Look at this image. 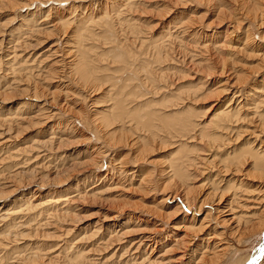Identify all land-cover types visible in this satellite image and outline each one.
Instances as JSON below:
<instances>
[{
  "label": "rangeland",
  "instance_id": "374dc122",
  "mask_svg": "<svg viewBox=\"0 0 264 264\" xmlns=\"http://www.w3.org/2000/svg\"><path fill=\"white\" fill-rule=\"evenodd\" d=\"M33 1L0 0V217L25 201L36 205L67 198L68 202L50 203L40 211L34 210L36 213L17 214L26 219V225L12 230L9 236L8 225L0 222V264H215L219 260L212 255L227 243L232 252L238 250L231 263L263 262L264 165L252 168L247 156L237 164H229L217 155L219 160L210 158L211 162L200 165L203 173L197 167H188L192 176L187 183L170 172V158L179 156L177 144L165 142L167 139L161 143L159 138L145 144L137 138L139 132L129 131V127L121 129L115 123L106 127L103 115L110 111L114 97L133 102L152 100V110L160 108L183 117L198 113L202 116L196 119L199 121L213 114L211 106L216 109L232 97L240 101L228 104L230 108L252 98H264V0H63L66 4L62 6L55 1L47 20L43 17L38 21L42 24H33L41 28L40 33H30L34 27L23 25L25 16L36 11V4L30 11L22 9ZM47 6L43 5L40 12ZM71 6L76 23L80 20L85 28L80 33L87 48L96 47L89 54L93 67L99 68L96 76L104 78L98 84H94L95 80L84 84L69 63L77 52L73 42L79 33L74 34L75 23L61 26L56 18L61 13L67 15ZM104 12L108 14V27L98 20ZM123 18L125 23L121 22ZM132 22L137 28L133 31L129 24ZM108 29L114 32V36L107 37L109 43L103 37ZM13 37L17 38L16 44L10 42ZM139 40L145 45L141 46ZM116 41L132 55L142 58L146 54L149 62L160 54V61L149 64L152 72H147L157 82H144L146 72L138 65L135 82L130 79L124 85L118 84L125 71L120 72V64L113 61L119 54L114 49ZM153 44H160L162 49L157 50ZM14 51L21 61L11 67L10 53ZM194 86L198 90L192 92ZM129 100L128 106H135ZM263 104L264 100L259 106L262 113ZM252 106L241 110L250 117L242 122L245 135L236 144L244 139L242 143L253 142L255 149L264 152V127L257 125ZM173 108L178 113L169 112ZM97 147L108 152L107 159L102 160L100 152L93 151ZM217 172L223 176L219 180L233 179V185L237 182L243 186L238 192L232 191L237 196L233 198L235 202L231 191L224 192L218 201V192H212L209 180H203L207 173L213 176L211 180H217ZM225 181L219 187H224ZM187 196L201 203L204 211L210 210L216 218L214 222L202 223L205 212H201L193 222L202 226L196 232L186 230L194 212L186 207ZM228 202L229 208L225 209ZM239 214L244 215V220L250 216V221H237ZM31 251L37 257L27 259Z\"/></svg>",
  "mask_w": 264,
  "mask_h": 264
},
{
  "label": "bare ground",
  "instance_id": "6f19581e",
  "mask_svg": "<svg viewBox=\"0 0 264 264\" xmlns=\"http://www.w3.org/2000/svg\"><path fill=\"white\" fill-rule=\"evenodd\" d=\"M56 1V2H55ZM122 1V0H121ZM53 2H55L56 4H58L59 6H62L63 4H66L65 3V1H63V0H46L45 2L44 1H39V0H35V1H33V2H29V4H27V2H26V6L25 7H23V11L22 12H26L27 10H32V8H31V5L33 6L34 4H36L35 6H36V9H33V10H36L35 12H31L30 14L29 13H27V14H29V15H26L25 16V18H26V21L24 22V27H31V26H33V24L34 23H36V25H39V24H42V23H39L38 21L41 19V18H43V17H45V18H43L44 20H47V18L49 17V15H50V12L53 10V9H55V7L52 5V4H55V3H53ZM25 3V2H24ZM115 3V2H114ZM48 5L47 7H46V11H44L43 13L42 12H40L41 11V9H43V5ZM127 5H129V4H127ZM34 6V7H35ZM22 7V6H21ZM85 7V6H84ZM133 8V7H132ZM21 9V8H20ZM79 9V8H78ZM106 9V8H105ZM121 9V8H120ZM92 10V9H91ZM136 10V9H135ZM20 12V11H19ZM38 12H40V14H36V13H38ZM67 12V11H66ZM83 12V11H82ZM55 14V13H54ZM67 14V13H66ZM73 14H75V11H73V8H72V6L70 7V9H68V14L67 15H62V13H61V15H60V17L59 18H56V20H57V22H58V24L59 25H61V26H70L71 24L73 25L74 23V25H75V30H74V34L76 35L77 33H79V34H77L76 36H77V40H76V42H73V45H74V50L75 51H77L76 53H74V55L73 56H71V59H70V61H69V63L73 66H75V68L73 69L75 72H76V74L78 73V74H80V79L83 81V83L84 84H87V83H90V82H92V81H94L95 80V82H94V84L95 83H97L98 84V82L99 81H101L102 79H104V78H100L99 76H96V73H97V70L99 69V68H96V67H93V65H92V58H91V55L89 54L91 51L93 52L94 51V49L96 48V47H94V46H90V48H87V46H86V44L84 43V38L82 39V37L84 36L83 35V33H80V32H82V30H84L85 28H82V25H81V22H80V20H79V22L78 23H76V20H78V19H76V18H73ZM106 12H104L103 13V16H101V17H99L98 18V20H99V22H101L100 20H102V21H104V23H106L107 24V27L109 26V24H110V22H109V20L107 19L108 17V14H107V16H106ZM80 15V14H79ZM20 16V15H19ZM72 16V17H71ZM91 15L89 14V16L88 17H90ZM121 16V15H120ZM92 17V16H91ZM127 18V17H126ZM126 18H123V20H121V22L122 21H124L123 23H125V19ZM89 19V18H88ZM91 20L92 19H94L93 17L92 18H90ZM89 19V20H90ZM19 20V19H18ZM43 20V21H44ZM83 20V19H82ZM87 20V19H86ZM128 20V19H127ZM85 21V20H84ZM93 21V20H92ZM120 21V20H119ZM129 21V20H128ZM96 22H98L97 20H96ZM95 22V23H96ZM134 22V21H133ZM133 22L132 23H129V24H131V30L133 31V30H136L137 28L135 27V25L133 26L132 24H133ZM80 23V24H79ZM85 23H87V21H85L84 22V24ZM94 23V22H93ZM103 23V24H104ZM113 23V22H112ZM88 24V23H87ZM92 24V23H91ZM103 24L101 23V28L103 27V29H104V26H103ZM122 24V23H121ZM95 25V24H94ZM98 25V24H97ZM113 25V24H112ZM127 25H128V23H127ZM53 26V25H52ZM86 26V25H85ZM96 26V25H95ZM2 27V26H1ZM34 28L32 29V27H31V31H30V33H36V32H39L40 33V30H41V28H38V27H36L35 28V26H33ZM51 27V26H50ZM49 27V28H50ZM106 27V26H105ZM106 27V28H107ZM57 28V27H56ZM105 28V29H106ZM123 28V27H122ZM130 28V27H129ZM150 28V27H149ZM19 29V28H18ZM72 29V28H71ZM87 29V28H86ZM95 29H97V28H95ZM20 30H22V28L20 29ZM23 30H24V28H23ZM22 30V31H23ZM26 30V29H25ZM57 30V29H56ZM90 30V29H89ZM88 30V31H89ZM97 30H99V29H97ZM109 30V29H108ZM106 31V34L103 36L104 37V39H106L107 40V42H108V40H109V38H107V37H112V36H114V32H111V30H109V31ZM28 31V30H27ZM42 31H43V28H42ZM48 31H51V30H48ZM86 31V30H85ZM93 31V30H92ZM104 31V32H105ZM46 32V31H45ZM87 32V31H86ZM90 32V31H89ZM101 32V31H100ZM136 32H138V31H136ZM25 33V32H24ZM47 33V32H46ZM92 33V32H91ZM97 33H98V31H97ZM11 35L13 34V32L12 33H10ZM99 34V33H98ZM29 35H31V36H33L34 34H29ZM47 35V34H46ZM89 35V34H88ZM36 36V35H35ZM93 36V35H92ZM101 36V35H100ZM161 36V35H160ZM74 37V36H73ZM87 37V36H86ZM95 37V36H94ZM103 37H100L101 39L103 38ZM18 39H19V36L17 37ZM17 38L16 37H13V39H12V41H10L11 43H15L16 44V41H17ZM92 38V37H91ZM97 38H99V36L97 37ZM38 40V39H37ZM88 40V39H87ZM114 40V39H113ZM201 40V39H200ZM90 41V40H89ZM88 41V42H89ZM245 41V40H244ZM9 42V41H8ZM72 42V41H71ZM92 42V41H91ZM109 42H110V40H109ZM108 42V43H109ZM114 42V41H113ZM139 42H140V44H141V46H143V45H145V42L143 41V40H139ZM151 42V41H150ZM104 43V42H103ZM112 43V42H111ZM119 42H115V44H116V46H115V44H114V49L116 48L117 49V52L119 53L118 55H116V57H115V60H113V61H115V62H117V63H119L120 64V66H119V69H120V72L121 71H125L124 72V74H122V76L120 77V80L118 81L119 83L118 84H123L124 82H126V80L127 81H129L130 79L131 80H133L134 79V82H135V76L137 77V71H140V70H144V72H146V80H144V82H149V83H151V84H153V83H155V82H157V79L156 78H154L155 76H153L152 74L150 75V74H148V73H151L152 71H150L151 69H150V67H149V64H151L152 62H155V61H160V54H159V56L156 58V59H154V61H152V62H149L147 59H146V54H145V58L144 57H142V58H140V56H135V55H132V54H130L129 53V51H127L126 50V48H123V47H121V44H120V46L119 45H117ZM247 43V42H246ZM85 44V45H84ZM107 44V43H106ZM91 45H92V43H91ZM110 45V44H109ZM113 45V44H112ZM122 45H123V43H122ZM154 45V44H153ZM245 45V44H244ZM126 46V45H125ZM152 46V45H151ZM225 46V45H224ZM249 46V45H248ZM27 47V46H26ZM93 47H94V49H93ZM153 47H155L157 50H160V49H162V46H160V44L159 45H154ZM108 48V47H107ZM138 48H140V46L138 47ZM13 49V48H12ZM120 49V50H119ZM97 50V49H96ZM142 50H144L143 49V47H142ZM147 50V49H146ZM104 52V51H103ZM108 52H110V51H108ZM156 52V51H155ZM141 53V52H140ZM148 53V52H147ZM70 54V53H69ZM76 54V55H75ZM92 54V53H91ZM106 54V53H105ZM130 54V55H129ZM9 55V54H8ZM10 55H11V57H10V59H11V67H13L14 66V64L15 63H18V62H20L21 60L19 59L20 58V55H18L17 54V52H12V53H10ZM109 55V54H108ZM137 55V54H136ZM142 55V54H141ZM153 55V54H152ZM153 56H155V55H153ZM93 57V56H92ZM108 57H110V56H108ZM162 57V56H161ZM113 58V57H112ZM140 58V59H139ZM150 58V57H149ZM9 59V58H8ZM45 59V58H44ZM151 59V58H150ZM149 59V60H150ZM162 59V58H161ZM7 60V59H6ZM20 60V61H19ZM112 60V59H111ZM34 61V60H33ZM32 61V62H33ZM112 61V62H113ZM23 62V61H22ZM39 62V61H38ZM115 62H113V63H115ZM9 63V62H8ZM7 63V64H8ZM57 63H59V62H57ZM94 63V62H93ZM116 63V64H117ZM157 63V62H156ZM17 65V64H16ZM20 65H22L21 63H20ZM25 65V64H24ZM33 65V64H32ZM140 67H139V66ZM18 66V65H17ZM36 66V65H35ZM39 66V65H38ZM139 67V68H141L140 70H138V69H136V67ZM161 66V65H160ZM154 67V66H153ZM71 68V67H70ZM73 68V67H72ZM17 70L18 69H20L19 68V66L16 68ZM25 70V69H24ZM28 70V69H27ZM130 71V72H127V71ZM148 72V73H147ZM161 72V71H160ZM162 72H163V70H162ZM162 72H161V74H162ZM29 73V72H28ZM105 73V72H104ZM115 73H117L116 71H115ZM137 74V75H136ZM31 74H29L28 75V77L30 76ZM97 75H98V73H97ZM142 76L144 75V73H143V71H142V74H141ZM107 76V75H106ZM123 76H124V79H123ZM141 76V77H142ZM109 77V76H108ZM126 77V78H125ZM158 77V76H157ZM159 77H161L160 79H162L163 78V76H159ZM139 78V77H138ZM30 79V78H29ZM110 79V78H109ZM140 79H142L143 80V78H140ZM140 79H138V81L140 80ZM159 79V80H160ZM137 80V79H136ZM132 82V81H131ZM143 81H140V83L139 84H143L144 83ZM113 83V82H112ZM125 84V83H124ZM123 84V85H124ZM130 84V83H129ZM129 84H128V86H129ZM226 84V83H225ZM114 85V84H113ZM96 86V85H95ZM119 86V85H118ZM126 86H127V84H126ZM127 86V87H128ZM131 86H134V85H132V83H131ZM140 86V85H139ZM152 86V85H151ZM151 86H150V88H151ZM120 87H122L121 85H120ZM119 87V88H120ZM154 87V86H153ZM192 86H190V88H191ZM195 88H194V90H192V89H190V90H192V92L194 91L195 92V89H196V86H194ZM132 88V87H131ZM162 88V87H161ZM263 88V87H262ZM114 89H115V87H114ZM122 89V88H121ZM146 89H147V86H146ZM177 89V88H176ZM208 89V88H207ZM225 89V88H224ZM132 90V89H131ZM136 90H137V88H136ZM136 90L134 91V93H136ZM138 90H140V89H138ZM187 90H189V89H187ZM198 89H196V91H197ZM123 91V90H122ZM141 91V90H140ZM143 91H144V89H143ZM150 91V90H149ZM182 91V90H181ZM126 92V91H125ZM131 92V91H130ZM144 92H146V91H144ZM180 92V91H179ZM188 92V91H187ZM192 92H190V93H192ZM116 93H118L117 91H116ZM115 93V94H116ZM150 93H152V92H150ZM183 93V92H182ZM181 93V94H182ZM189 93V92H188ZM199 93V92H198ZM121 94V93H120ZM187 94V93H186ZM235 94V93H234ZM234 94L232 95V96H234ZM118 95V94H117ZM139 95H143V97H144V94H139ZM159 95V94H158ZM168 95V94H167ZM194 95V94H193ZM128 96H129V94H128ZM136 96V95H135ZM141 96H139L140 98H141ZM147 96V95H146ZM161 96V95H160ZM195 96V95H194ZM38 97V96H37ZM112 97V96H111ZM114 97V96H113ZM134 97V96H133ZM133 97H132V99H133ZM169 98H170V96H168ZM171 97H174V96H171ZM138 98V97H137ZM162 98V97H161ZM130 98H122V97H118V98H115L114 97V99H112V104H111V106H110V111L109 112H106L104 115H103V118H104V122H105V124H106V127H108V126H110L111 124H117V127H119V128H121V129H124V128H126V127H129V131H132V132H134V131H137V132H139V134L137 135V138L139 139V140H141L143 143H145V144H147L148 142H149V139H155V138H159V140H161V143L163 142V143H165V142H168V143H170V144H172V145H175V144H177V151H176V154H178L179 156L175 159V158H173L172 159V157L170 158V160H169V162H170V172L176 177H179V178H182V179H186L187 180V183H188V180H191V179H189L191 176H192V171L190 172V169H187L188 167H193V170L195 169V167H197L196 169H198V171H200V168H202V166H200V165H203V163H204V161H206V163H207V161L208 162H211V161H209L210 160V158H212L211 160H213L214 161V159H217L219 156L220 157H223V158H221L220 160L221 161H225V162H228L229 164H237L239 161H240V159H242V157L244 156V157H248V159H250V162H251V164H252V168L253 167H255V168H257V167H261V165L263 166L264 165V152L262 153V152H259L257 149H255V147H253L252 146V144H253V142H250V141H246L245 143H242V141L244 140H242V141H240V142H238L237 144H236V142L242 137V135L244 136L245 134H243V131L242 130H244L243 128V123L246 121V119H248L250 116H249V114H241V110L243 109V108H247V107H249V105H253L252 107H254V110H253V112H251V114H252V116L254 115V116H256V117H258V124L257 125H259V123L260 124H262V128L264 127L263 126V124H264V113H262L261 111L259 112V106H260V104L262 105V103H263V100H264V98H255V99H253L252 98V100L250 99V102L248 101V103H246V104H241L240 102L237 104V105H235L234 107H232V108H230L229 106L230 105H228V104H231V102H233V104L234 103H236V102H238V101H240V98H238V99H236V100H234L235 98H230L229 100H228V102H226L223 106H220V107H218V108H212V106L210 107V109L209 110H212L213 112V114L211 115V116H207V118L205 119V121H199V120H196V119H199V118H202V116H201V114L199 115L198 113H197V115L195 114V115H191V114H189V115H191V117L190 116H188V115H186V116H188V117H183V115L180 113V114H177V115H175V114H172V113H170V114H168L165 110H164V112H163V110L162 109H155V108H153V110L151 109V105H152V100H147V101H143V102H133V101H130L129 100ZM136 99V98H135ZM134 99V100H135ZM139 99V98H138ZM247 99V98H246ZM245 98H244V100H246ZM260 99H262V100H260ZM128 100H129V102L130 103H134L135 104V106H128ZM137 100V99H136ZM165 99H161V101H164ZM249 100V99H248ZM247 101V100H246ZM47 102V101H46ZM129 103V104H130ZM163 103V102H162ZM180 103H181V101H180ZM46 104H48V103H46ZM155 104V103H154ZM222 104V103H221ZM104 105V104H103ZM156 105V104H155ZM164 105V104H163ZM176 105L178 106V104L176 103ZM176 105H171V108L172 107H175ZM180 105V104H179ZM264 105V104H263ZM39 106V105H38ZM160 106H161V103H160ZM165 106H168L169 107V105H166L165 104ZM168 107H165V109L166 108H168ZM181 107V106H180ZM184 107V106H183ZM47 108V107H46ZM45 108V109H46ZM177 108H179V107H176V109ZM190 108V107H189ZM39 109H41V108H39ZM155 109V110H154ZM174 109V108H173ZM176 109H174V110H171V111H169V112H174V113H178L177 111H176ZM184 109V108H183ZM188 109V108H187ZM191 109V108H190ZM193 109V108H192ZM248 109H250V108H248ZM43 109H41V110H39L40 112L42 111ZM178 110V109H177ZM189 110V109H188ZM195 110V109H194ZM197 110V109H196ZM38 111V112H39ZM106 111V110H105ZM179 111V110H178ZM186 111V110H185ZM190 111V110H189ZM204 111H205V109H204ZM44 112H45V110H44ZM58 113H60V112H58ZM104 113V112H103ZM194 113V112H193ZM41 114H42V112H41ZM204 115H205V113H203ZM202 114V115H203ZM38 115H40V114H38ZM59 115V114H58ZM61 115V114H60ZM102 115V114H101ZM182 115V116H181ZM45 116V115H44ZM47 116H49V115H47ZM53 116V115H52ZM179 116H181V117H179ZM205 117V116H204ZM49 118V117H48ZM68 118V117H67ZM79 118H80V116H79ZM251 118H253V117H251ZM255 119V118H254ZM75 121V120H74ZM101 121V120H100ZM244 121V122H243ZM71 122V121H70ZM103 122V121H102ZM243 122V123H242ZM72 124V123H71ZM83 124V123H82ZM84 124H86V123H84ZM253 124H256V123H252V125ZM91 125V124H90ZM69 126V125H68ZM67 126V127H68ZM83 126H85V125H83ZM87 127H89V124H88V126ZM246 128H247V126H246ZM255 128H256V126H255ZM64 129V128H63ZM257 129H258V127H257ZM86 131H87V129H86ZM89 132H91L90 130H88ZM75 132V131H74ZM248 132V131H247ZM257 132V131H256ZM259 132V131H258ZM69 133V132H68ZM253 133H255V132H253ZM263 134L262 132H259V134ZM72 134H73V132H72ZM135 134V133H134ZM249 134V133H248ZM256 134V133H255ZM258 136V135H257ZM253 137H254V135H253ZM174 138H176L175 140V142H172L173 140H171V139H174ZM88 139V138H87ZM163 139H167L166 141L165 140H163ZM253 139V138H252ZM29 140V139H28ZM32 140V139H31ZM247 140V139H246ZM248 140H250V139H248ZM165 141V142H164ZM256 141V140H255ZM263 142V141H262ZM202 143V144H201ZM98 144H100L99 142H98ZM112 147V146H111ZM103 148H101V147H97L96 149H94L93 151L94 152H100L99 153V155H101L102 156V160L104 159H107V157L109 156L108 155V152L107 151H101ZM196 150V151H195ZM199 152V153H198ZM201 152V153H200ZM198 153V154H197ZM206 153H208V154H210L209 155V157H207L206 156ZM98 154V153H97ZM184 154V155H183ZM204 154V155H203ZM89 155V154H88ZM191 155V156H190ZM200 155H202V156H200ZM217 155H219L218 157H216ZM91 156H93V154H91ZM91 156L89 157V158H91ZM100 156V157H101ZM196 156H198V157H196ZM216 157V158H215ZM246 157V158H247ZM134 158V157H133ZM245 159V158H244ZM50 160V159H49ZM217 160H219V159H217ZM216 160V161H217ZM93 161H94V159H93ZM178 161V162H177ZM221 161H218V162H221ZM244 161V160H243ZM245 162V161H244ZM94 163V162H93ZM99 163V162H98ZM185 163V164H184ZM8 164V163H7ZM218 164H220V163H218ZM102 165H103V163H102ZM101 165V166H102ZM209 165V164H208ZM213 165V164H212ZM226 165H227V163H226ZM220 166V165H219ZM239 166H240V164H239ZM225 167V168H224ZM224 167H222V170H223V168L224 169H226V167L227 166H224ZM238 167V166H237ZM96 169H99L100 167L99 166H97V164H96V167H95ZM215 168V167H214ZM239 168V167H238ZM234 169H235V167H234ZM221 170V171H222ZM263 170V169H262ZM261 170V171H262ZM232 171H233V169H232ZM258 171V170H257ZM193 172H195L196 173V171H193ZM204 171H200L199 173H203ZM216 172V171H215ZM226 172H227V170H226ZM230 172V171H229ZM228 172V173H229ZM107 173V172H106ZM191 173V174H190ZM223 173V172H222ZM262 173V172H261ZM205 174V173H204ZM219 174H220V172H217L216 173V175L214 176V178H216L217 177V180H211L212 179V175L211 174H209V173H207V177L206 178H203V180L204 179H207V180H209V186H210V188L209 189H211V191L212 192H218V194L220 195L219 196V200L218 201H220L221 199H222V197H223V195L225 194L224 192H228V191H237V190H239L240 188L242 189L243 188V186L240 184V183H235V185H233L234 184V180L233 179H229V180H227V181H225L224 179H221V180H219L218 178H221V177H223V176H219ZM134 175V174H133ZM223 175V174H222ZM224 175H225V172H224ZM234 175V174H233ZM262 175V174H261ZM200 176H202V175H200ZM100 177H101V175H100ZM198 177V176H197ZM105 178H106V176H105ZM199 178V177H198ZM230 178V177H229ZM206 180V181H207ZM237 180V179H236ZM201 182H202V179L200 180ZM218 181V182H217ZM222 181H225L224 183H225V186L224 187H219V185L218 184H220V182H222ZM186 182V181H185ZM186 183V184H187ZM222 184V183H221ZM203 185V184H202ZM184 186V185H183ZM110 188V187H109ZM250 188V187H249ZM185 189V188H184ZM257 189V188H256ZM187 195H188V193H189V186L187 187ZM185 191V192H186ZM191 191V190H190ZM242 191V190H241ZM107 192V191H106ZM238 192V191H237ZM240 192V191H239ZM258 192H261L260 190L258 191ZM232 194H233V197H231V199H232V202H235V201H233V198L236 196V193L234 194V192H232ZM254 194V193H253ZM257 194V193H256ZM215 195V194H214ZM263 195V194H262ZM189 196V195H188ZM185 197L186 199H185V204H186V207H187V209H189V210H191V212L192 211H194L193 212V214H192V217H191V219H190V222L189 223H187L188 224V226L186 227V230H188V231H192V232H196V229H198L200 226H202L201 224L200 225H197V223L195 224L194 222H195V220H196V216L197 215H199L201 212L202 213H204L205 212V214H204V216H203V218H202V223H203V221H207V222H210V221H213V220H215L216 218L213 216V214H212V212L210 211V210H206V211H204V208H203V205L200 203V205H198V202L196 203V200L195 199H192L191 197ZM237 197V196H236ZM239 197H240V195H239ZM50 198V197H49ZM57 198V197H56ZM218 198V197H217ZM260 198V197H259ZM67 198H64V199H62V198H57V199H54V200H48V201H44V202H42V203H38V204H36L35 205V203L33 204V203H31L30 201V203H28V202H26L25 201V203L22 205V206H18L17 208H15V209H13V210H11V211H7V213H3L2 214V216L0 217V222H2V225L4 226L5 224H7L8 225V229H7V231H9V234H7L8 236L9 235H11L12 234V230H17L18 228H22L24 225H26V222H25V220H23V216H21V217H19V215L17 216V214H22L24 211L25 212H27V211H29L28 213H30L31 211H34V210H36L37 211V209L40 211V209L42 210V208L44 209V207H47L50 203H55V204H59V202H64V203H66V202H68V199L66 200ZM236 199H238V198H235V200ZM264 199V198H263ZM200 200V199H199ZM244 200V199H243ZM21 201H22V199H21ZM166 201V200H165ZM242 201V200H241ZM253 201V200H252ZM257 201H258V199H257ZM20 202V201H19ZM231 202V201H230ZM251 202V201H250ZM256 202V201H255ZM262 202H263V200H262ZM219 203V202H218ZM237 203V202H236ZM256 203H259V202H256ZM260 204V203H259ZM229 202L227 203V205L226 206H224L225 207V209H226V207L227 208H229ZM236 205V204H235ZM238 205V204H237ZM52 206V205H51ZM58 206V205H57ZM253 206V205H252ZM255 206V205H254ZM258 206V205H257ZM263 206V205H262ZM54 209L56 208V207H54V206H52ZM60 207V206H59ZM221 207V206H220ZM235 207V206H234ZM245 207H247V206H245ZM251 207V206H250ZM261 207V206H260ZM260 207H257V208H259L260 209ZM49 208V207H48ZM237 208V207H236ZM239 208V207H238ZM237 208V209H238ZM241 208H243L242 207V205H241ZM263 208V207H262ZM53 209V210H54ZM58 209V208H57ZM61 209V208H60ZM180 209V208H179ZM219 208H215V209H213V210H218ZM249 209V208H248ZM61 210H63V209H61ZM68 210V209H67ZM66 210V211H67ZM229 211H230V209H228ZM235 210V209H234ZM261 210V209H260ZM50 211V210H49ZM55 211V210H54ZM176 212H177V210H175ZM179 211V210H178ZM224 211V210H223ZM233 211V210H232ZM242 211V210H241ZM263 211V210H262ZM22 212V213H21ZM35 212V211H34ZM43 213H44V210L42 211ZM61 212V211H60ZM215 212V211H214ZM247 212V211H246ZM256 212V211H255ZM27 213V214H28ZM32 213V212H31ZM36 213V212H35ZM39 213V212H38ZM47 213V212H46ZM220 213V212H219ZM251 213V212H250ZM34 214V213H33ZM33 214H32V216H33ZM215 214H216V212H215ZM253 214H254V212H253ZM260 214V213H259ZM262 214V213H261ZM24 215V214H23ZM29 215V214H28ZM48 215H49V213H48ZM176 215V214H175ZM249 215V214H248ZM15 216V217H14ZM35 216V215H34ZM33 216V217H34ZM42 216V215H41ZM216 216V215H215ZM253 216V215H252ZM251 216V217H252ZM263 216V215H262ZM261 216V217H262ZM44 217H45V215H44ZM43 217V218H44ZM51 217H53V216H51ZM236 217V216H235ZM254 217H256L255 215L253 216V218ZM25 218V217H24ZM30 218V217H29ZM36 218V217H35ZM42 218V217H41ZM185 218V217H184ZM201 218V217H200ZM237 221H239L240 219L241 220H244L243 218H244V215H238L237 217ZM246 219L245 220H247V221H250V216L249 217H245ZM253 218H252V220H253ZM264 218V217H263ZM22 219V220H21ZM31 219V218H30ZM34 219V218H33ZM20 220V221H19ZM185 220V219H184ZM187 220H189V219H187ZM245 220H244V222H245ZM17 221V222H16ZM31 221V220H30ZM46 221V220H45ZM194 221V222H193ZM236 221V222H237ZM260 221H262L261 219L259 220V222ZM28 222V221H27ZM214 222V221H213ZM242 222V221H241ZM212 223V222H211ZM219 223V222H218ZM249 223V222H248ZM262 223V222H261ZM246 224H247V222H246ZM259 224V223H258ZM127 225V224H126ZM163 225V224H162ZM248 225V224H247ZM6 226V225H5ZM40 226V225H39ZM260 226V225H259ZM262 226V225H261ZM27 227V226H26ZM28 227H29V225H28ZM33 227V226H32ZM240 227V226H239ZM242 228H243V226H242ZM261 228V227H260ZM264 228V227H263ZM239 229V228H238ZM241 229V228H240ZM117 230V229H116ZM200 231V230H199ZM235 231H237V230H235ZM242 231V230H241ZM259 231V230H258ZM2 232V231H1ZM8 233V232H7ZM11 233V234H10ZM127 233V232H126ZM236 233V232H235ZM241 233V232H240ZM20 234H22V232L20 233ZM213 234V233H212ZM220 234V233H219ZM238 234V233H237ZM3 235V234H2ZM2 235L0 236V237H2ZM16 235V234H15ZM188 236L187 234H184V236ZM26 236V235H25ZM28 236V235H27ZM194 237H196V236H194ZM225 237V236H224ZM188 238H189V236H188ZM191 238H193V236L192 237H190V240L188 239V241H191ZM118 241V240H117ZM10 242V241H9ZM177 243V242H176ZM215 243H217V242H215ZM238 243V242H237ZM240 244V243H239ZM67 245V244H66ZM70 245V244H69ZM68 245V246H69ZM177 245V244H176ZM14 246V245H13ZM216 246V245H215ZM39 247V246H38ZM16 248V247H15ZM66 248L68 249V247L66 246ZM138 248V247H137ZM218 248V247H217ZM236 248V247H235ZM29 249V248H28ZM32 249V248H31ZM65 249V248H64ZM209 249V248H208ZM215 249H216V247H215ZM211 250V249H210ZM37 251V249L35 250V252ZM40 251V250H39ZM65 251H66V249H65ZM213 251V250H212ZM16 253H17V251H15ZM38 252V251H37ZM41 252V251H40ZM206 252V251H205ZM238 252V250L237 251H235V252H232L231 251V249H230V246L228 245V243L225 245V247H222L221 249H219V251H216V252H214V254L212 255V257H214L215 259H218L219 260V262H217L216 261V263L215 264H228V263H230V264H233V263H231L230 262V260H232V258L235 256V254ZM23 253V252H22ZM31 253H32V251H31ZM27 255H28V253H26ZM26 254H22L23 256H25ZM10 255V254H9ZM12 255H13V253H12ZM17 255H21V254H17ZM16 255V256H17ZM21 255V256H22ZM37 255H39V254H37ZM63 255V254H62ZM86 255V254H85ZM33 258V257H37V256H35V254H33L32 253V255H29V257L27 258V259H29V258ZM69 257H70V255H69ZM203 257V256H202ZM258 257V256H257ZM14 258V257H13ZM25 259H26V257H24ZM16 259V258H15ZM18 259H19V257H18ZM21 259H23V257L21 258ZM9 260H10V258H9ZM37 260V259H36ZM82 260V258L80 257V261ZM145 260V259H144ZM143 260V261H144ZM254 260V259H253ZM21 261V260H20ZM16 262V261H15ZM70 262V261H69ZM9 263H10V261H9ZM14 263V262H13ZM22 263V262H21ZM24 263V262H23ZM74 263V262H73ZM20 264V263H19ZM79 264H86V263H84V261H82V262H80ZM252 264V263H251ZM253 264H264V261L262 262H259V263H253Z\"/></svg>",
  "mask_w": 264,
  "mask_h": 264
}]
</instances>
